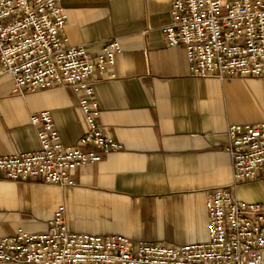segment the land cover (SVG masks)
Listing matches in <instances>:
<instances>
[{
  "label": "crops",
  "instance_id": "0c3cea01",
  "mask_svg": "<svg viewBox=\"0 0 264 264\" xmlns=\"http://www.w3.org/2000/svg\"><path fill=\"white\" fill-rule=\"evenodd\" d=\"M59 3L70 44L84 45L92 57L110 39L120 44L114 77L94 71L90 80L97 121L121 148L76 167L73 185L0 178V236L45 232L61 206L71 232L171 245L206 242V198L231 181L226 130L264 121V77L193 75L184 47L168 46L161 32L171 0ZM43 110L66 145L86 130L71 87L19 93L0 77V156L39 148L30 115ZM231 189L240 200L264 202V166Z\"/></svg>",
  "mask_w": 264,
  "mask_h": 264
},
{
  "label": "built area",
  "instance_id": "2783aa9c",
  "mask_svg": "<svg viewBox=\"0 0 264 264\" xmlns=\"http://www.w3.org/2000/svg\"><path fill=\"white\" fill-rule=\"evenodd\" d=\"M66 13L59 0H0V77L12 92L69 86L78 97L86 130L73 145L62 142L49 111L30 115L39 148L0 156V178L73 185L76 167L99 161L121 148L97 118L99 106L90 77H114L120 44L113 38L91 56L63 34ZM168 46L184 47L193 75L264 77V0H171L161 26ZM224 150L232 163L228 187L210 191L205 201L208 239L171 245L134 242L118 234L68 231L63 207L47 231L18 229L0 236V262L14 264H262L264 202L240 200L232 191L256 178L264 166V121L231 124Z\"/></svg>",
  "mask_w": 264,
  "mask_h": 264
}]
</instances>
